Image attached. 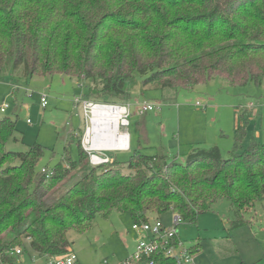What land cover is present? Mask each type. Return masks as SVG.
Returning <instances> with one entry per match:
<instances>
[{
	"label": "trees",
	"instance_id": "16d2710c",
	"mask_svg": "<svg viewBox=\"0 0 264 264\" xmlns=\"http://www.w3.org/2000/svg\"><path fill=\"white\" fill-rule=\"evenodd\" d=\"M19 67L28 77L85 80L80 96L96 103L129 101L138 82L178 90L219 77L261 88L264 0H0V78ZM246 113L227 157L218 146L192 147L185 162L136 148L125 164H91L51 202L71 171L88 164L87 151L78 145V161L37 171L41 145L7 148L18 140L16 121L0 116V260L16 264L17 246L63 253L67 233L85 232L96 214L142 221L170 211L194 221L219 200L250 212L264 199V143L242 145Z\"/></svg>",
	"mask_w": 264,
	"mask_h": 264
},
{
	"label": "rangeland",
	"instance_id": "374dc122",
	"mask_svg": "<svg viewBox=\"0 0 264 264\" xmlns=\"http://www.w3.org/2000/svg\"><path fill=\"white\" fill-rule=\"evenodd\" d=\"M86 87L85 80L68 75L28 77L22 67L4 72L0 78V106L6 103L8 108L0 116L16 121L18 139L10 140L7 148L26 151L31 145H41L43 154L36 165V170L41 172L44 168L50 173L56 166L78 161V145L84 149L87 128L91 126L89 111L83 103L91 99L80 96ZM155 87L138 82L131 89L132 98L126 101L131 104L129 125H120V131L128 130L130 134L128 149L99 150L100 154L122 165L138 148L144 154H166L168 161L185 162L192 147L218 146L227 157L233 149L236 128L246 112L250 116L242 145L247 147L254 140L264 143V87L232 85L219 77L192 89ZM76 97L80 99L77 103ZM144 100L158 102L160 109L137 111L136 107ZM250 103H254L251 108ZM85 159L88 164L72 170V177L49 194L48 202L91 167L88 154ZM148 216L158 217L154 213ZM159 218L165 226H171L174 214L168 211ZM133 223L130 214L124 212L96 214L85 232L67 233L70 248L81 264H103L104 260L108 264L121 263L135 251L141 238L132 229ZM176 229L184 246L194 251L196 264H264V199L256 202L250 212L239 211L228 200H219L194 221L181 222ZM28 242L25 238L23 244ZM33 254L30 248L24 249L18 256L19 263L15 256L16 264H31ZM0 264L10 262L0 260Z\"/></svg>",
	"mask_w": 264,
	"mask_h": 264
},
{
	"label": "built area",
	"instance_id": "2783aa9c",
	"mask_svg": "<svg viewBox=\"0 0 264 264\" xmlns=\"http://www.w3.org/2000/svg\"><path fill=\"white\" fill-rule=\"evenodd\" d=\"M75 99L76 103L80 101L79 97ZM41 101L44 104L46 103L44 95H42ZM83 103L85 108L89 111L91 124L93 105L100 104L115 109L118 107L123 108L120 117V125L126 127L129 125V116L131 114L130 103H96L86 100L83 101ZM196 105L200 106L199 102H196ZM249 106L250 108L253 107L254 103H250ZM7 108L8 104H2L0 106V113H4ZM136 108L137 111L144 113L152 110H159L160 106L158 102L144 100L138 104ZM83 148L87 151L92 165H99L110 161L106 154H100L99 150H95L91 143L85 142ZM42 171L45 172V169L43 168ZM179 223H181V219L176 214H174L173 224L171 226H165L159 217L134 221L132 229L136 231L141 238L138 240L135 251L118 264H196L194 251L185 247L183 241H181L178 236L176 227ZM23 251L24 247L22 246H17L11 250V253L17 257V263H19L18 256L22 254ZM33 253L32 256L30 255L31 264H81L76 253L71 248L59 254H40L35 251H33ZM103 264H108V262L104 260Z\"/></svg>",
	"mask_w": 264,
	"mask_h": 264
},
{
	"label": "bare ground",
	"instance_id": "6f19581e",
	"mask_svg": "<svg viewBox=\"0 0 264 264\" xmlns=\"http://www.w3.org/2000/svg\"><path fill=\"white\" fill-rule=\"evenodd\" d=\"M92 124L87 129L85 142L95 150H126L129 135L120 131V117L123 108H112L100 104L93 105Z\"/></svg>",
	"mask_w": 264,
	"mask_h": 264
},
{
	"label": "crops",
	"instance_id": "0c3cea01",
	"mask_svg": "<svg viewBox=\"0 0 264 264\" xmlns=\"http://www.w3.org/2000/svg\"><path fill=\"white\" fill-rule=\"evenodd\" d=\"M130 101V100H129ZM126 103H129V102H126ZM116 104H118V103H116ZM145 127V125H143V128ZM127 133H128V135H129V146H130V134H129V132H128V130H127ZM108 156V155H107Z\"/></svg>",
	"mask_w": 264,
	"mask_h": 264
}]
</instances>
